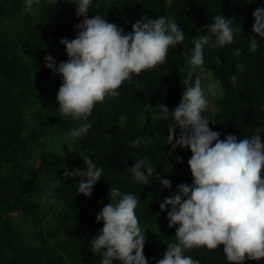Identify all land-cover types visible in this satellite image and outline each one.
Wrapping results in <instances>:
<instances>
[{
	"label": "trees",
	"instance_id": "1",
	"mask_svg": "<svg viewBox=\"0 0 264 264\" xmlns=\"http://www.w3.org/2000/svg\"><path fill=\"white\" fill-rule=\"evenodd\" d=\"M262 5L264 0H94L90 17L101 14L129 32L141 17L165 16L179 24L185 40L169 51L165 64L133 74L120 86L119 95L97 102L87 120L88 133L74 140L71 129L84 121L60 114L56 94L61 80L45 66L44 57L50 53L57 63L68 59L60 40L74 39V25L82 18L76 17L69 0H45L31 11L24 9L23 0H0V264H99L102 256L89 244L103 227L96 215L109 203L112 186L138 197L136 213L146 234L144 254L149 264L162 259L167 244L178 240L176 227H168L167 213L159 204L179 183L191 184L187 161L192 153L177 147L170 154V121L148 114L158 103L170 111L179 104L191 67L192 39L208 34L207 29L199 30L222 13L236 20L235 38L223 48L203 50V69L214 70H198L205 88L218 81L224 90L217 111L203 114L210 128L222 133L221 139L226 134L242 138L264 125V39L257 37L261 40L255 52L247 39L252 12ZM237 63L245 66L243 73ZM138 137L142 142L133 148ZM54 145L60 148L54 150ZM81 156H90L104 169L91 196L76 191L82 177H63L65 169L85 167ZM145 156L161 179L171 181V189L154 177L145 185L133 180L129 169ZM57 179L62 182L51 188L54 199L42 202ZM185 254L200 264H229L223 245L194 247ZM244 264H264V258Z\"/></svg>",
	"mask_w": 264,
	"mask_h": 264
},
{
	"label": "clouds",
	"instance_id": "2",
	"mask_svg": "<svg viewBox=\"0 0 264 264\" xmlns=\"http://www.w3.org/2000/svg\"><path fill=\"white\" fill-rule=\"evenodd\" d=\"M44 2L23 0V6L31 11ZM48 2L56 4L57 0ZM69 2L75 5L76 17L82 19L74 25V39L60 40L68 59L57 63L49 53L44 63L61 80L56 94L60 114L84 121L70 131L75 140L88 133L91 124L87 120L97 102L119 95L118 89L131 81L133 74L165 64L169 51L185 40V32L174 19L165 16L141 17L131 24V31L125 32L101 14L89 16L94 0ZM252 16V34L247 39L250 51L255 52L264 39V5L256 7ZM235 21L221 13L199 30L207 29L208 34L192 39L188 59L191 67L179 104L171 111L164 103L152 107L158 121H170L166 143L170 145L169 153L175 154L177 147L191 151L187 163L193 177L191 184L179 183L159 204L160 210L167 213L168 227H176L178 242L167 244L163 258L155 264H200L186 255V250L204 246L217 249L219 245H223L229 264L264 258V125L242 138L226 134L221 139L222 133L210 128V120L203 113L209 106L206 93L217 96L224 90L218 81L209 82L205 88L198 74V70L203 71L206 46L219 49L234 43ZM235 55L239 57L241 50L237 49ZM236 69L243 73L245 66L237 63ZM230 80L235 85L237 77L233 75ZM141 142L138 137L132 147ZM81 158L85 167L65 169L63 177H82L76 191L91 196L104 169L90 156ZM177 160L182 157L177 156ZM135 161L129 169L133 180L145 185L154 177L164 189L172 188L171 181L161 179L146 156ZM60 182L57 179L45 191L42 202L54 199L51 188ZM107 199L109 203L96 215V222L102 221L103 227L89 244L94 254L102 256L99 264H149L144 254L145 230L136 213L138 197L112 186Z\"/></svg>",
	"mask_w": 264,
	"mask_h": 264
},
{
	"label": "rangeland",
	"instance_id": "3",
	"mask_svg": "<svg viewBox=\"0 0 264 264\" xmlns=\"http://www.w3.org/2000/svg\"><path fill=\"white\" fill-rule=\"evenodd\" d=\"M204 70H205V72H206V71H212V72H214V70H211V69H203V71H204ZM203 84H205V83L203 82ZM206 95H207V98H208V100H209V106H208V108H207V111H210V112H216L217 109H218V103H219V101L221 100L222 96H221V95L212 96V95H208L207 93H206ZM148 116H149L150 118H151V117H154L153 112H152V113H149ZM59 148H60V147H59L58 145H54V146H53V149H54V150H58ZM62 150H67V149H62Z\"/></svg>",
	"mask_w": 264,
	"mask_h": 264
}]
</instances>
